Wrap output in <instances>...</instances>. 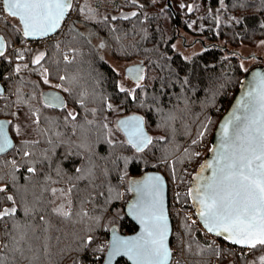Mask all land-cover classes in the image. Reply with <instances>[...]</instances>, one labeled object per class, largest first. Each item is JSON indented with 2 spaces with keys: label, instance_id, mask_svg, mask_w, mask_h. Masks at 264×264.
<instances>
[{
  "label": "trees",
  "instance_id": "obj_1",
  "mask_svg": "<svg viewBox=\"0 0 264 264\" xmlns=\"http://www.w3.org/2000/svg\"><path fill=\"white\" fill-rule=\"evenodd\" d=\"M72 2L74 10L61 28L50 37L36 40L39 44L49 40L46 48L41 47L45 56L39 65L32 64L36 47L13 48L15 41L26 39L14 30L17 23L0 12V34L5 40V54L0 57V82L4 86V93L0 95V119L10 122L9 131L15 145L0 154V176L4 177L0 186L7 184V191L0 193V209L13 206L4 197L27 189L24 200L17 198L15 219L39 223V211L31 219L25 216V203L32 206L33 192L40 196L46 187L67 189L70 179L78 186L79 195L91 197L83 205L89 216L83 219L77 216L73 222L62 224V232L57 233L62 236L61 242L56 246L53 239L51 254H41V264H100L113 226L123 233L136 229L125 213V205L131 198L128 181L132 178L157 170L166 177L168 196L171 184L177 179L186 193L191 187L192 178L205 157L196 155L194 148L204 145L206 151L210 149L216 125L230 107L249 69L242 68L238 56L214 46L184 58L173 48L180 31L202 39H221L233 47L255 45L264 39V0ZM81 25L105 39L114 57L141 62L144 79L139 87L135 86L134 91L119 90V73L101 57L91 39L80 30ZM21 55L23 59L19 58ZM65 56L71 63L65 61ZM18 66L20 72L15 71ZM45 69L50 80L70 89V92L58 89L65 98L66 108H47L42 103L41 92L52 88L43 82ZM62 75L68 79L59 80ZM81 92L87 93L83 105L75 102L81 99ZM108 103L117 105L116 122L128 113H138L143 118L153 138L149 149L136 153L122 132L119 138L109 139L108 128L103 127L110 111ZM16 105L27 114L35 111L40 118L39 128L32 126L30 138L14 131ZM73 110L78 113V123L87 128L86 135L75 129L73 122L65 120L67 112ZM88 120L93 124L87 125ZM24 140L39 143L26 147ZM24 151L33 155L24 157ZM12 160L16 161L15 167ZM184 161L187 168H182ZM27 167H36L37 173L29 174ZM76 167L83 168L85 174L91 169L93 176L76 180ZM182 198L192 203L186 194ZM42 199H52L50 191L43 192ZM35 207L42 209L44 205L36 203ZM88 235L94 237V242L85 248L81 241ZM100 245L105 246L104 252L98 250ZM170 246L171 264H259V257L264 253L261 248L250 251L232 244L223 236L213 240L184 218L178 226L172 219ZM175 254L181 255L177 261ZM122 259L115 264H120Z\"/></svg>",
  "mask_w": 264,
  "mask_h": 264
},
{
  "label": "snow or ice",
  "instance_id": "obj_2",
  "mask_svg": "<svg viewBox=\"0 0 264 264\" xmlns=\"http://www.w3.org/2000/svg\"><path fill=\"white\" fill-rule=\"evenodd\" d=\"M73 10L72 0H0V12L6 18L17 21L14 30L25 39L49 37L61 28ZM132 15L135 16L136 13ZM89 35L91 36V33ZM4 47V37L0 36V57L5 54ZM100 47L104 45L101 44ZM44 56L43 52L38 53L33 57L32 64L39 65ZM19 58L23 59V56ZM64 59L71 63L68 56ZM15 71L20 72L21 68L18 66ZM128 72L141 73L142 69H128ZM48 77L49 71L45 69L42 74L45 84L49 83ZM66 79V76H59L61 81ZM135 79L139 87L144 77L137 75ZM254 83L255 86L237 102L229 118L221 125L219 146L209 150L215 153L213 159L201 165L200 171L193 177L197 183L194 187H189L186 193L196 207V215L207 233L223 236L232 244L246 247L250 251L264 249V76L256 73ZM55 87L70 92L69 88H63L61 84ZM118 87L121 92L126 91L122 85ZM128 94L131 95V92ZM80 95L81 99L75 102L83 105V97L87 93L81 92ZM43 104L47 108L67 107L64 99L56 93H48ZM107 108L113 110V105L108 103ZM92 111L95 113V109ZM65 120L73 122L74 128L86 135L87 128L78 123V113L74 110L67 112ZM23 122L28 124L25 134L32 130V125L38 129L41 123L35 111L25 114ZM8 124L0 122V154L15 147L7 130ZM86 124L92 125L93 121L88 120ZM116 124L117 130L123 131L126 143L136 153H144L153 144V138L144 130L142 117L129 116L118 120ZM103 127L107 129L108 124L105 123ZM14 131L19 135L20 127L17 126ZM22 143L27 147L30 144H38L39 141L24 140ZM32 155L30 151L23 152L24 157ZM11 163L16 166L15 160ZM205 169L211 170L210 176L202 175ZM27 172L35 175L37 168L27 167ZM75 173L76 180L93 176L91 169L85 174L81 167H76ZM3 180L4 177L0 176V182ZM12 180H15L14 176ZM128 183V191L137 193V200L128 207L140 223L141 231L133 237H122L116 235L113 230L112 238L107 244V264H111L116 257H127L131 264H168L171 252L167 242L168 217L164 209L162 179L158 175H145L141 180H129ZM69 184L67 189L46 187L40 196L33 192V205L28 206L25 203L23 211L29 219L39 211V223L30 224L15 219L18 212L17 198L24 200L27 189H24L23 193L18 190L16 195L9 194L4 197L13 202V206L0 209V223L4 225L0 228V264H41V254H51L53 239L57 242L56 246L61 242L62 236L57 235L62 232L61 225L73 222V218L77 216L81 219L89 216L83 205L91 197L79 195L78 186L72 184L71 179ZM6 191L5 183L0 186V193ZM49 191L52 199L43 200V192ZM84 191L87 192V189ZM36 203L44 207L37 209ZM96 220L99 223V217ZM81 242L87 248L94 242V237L88 235L82 238ZM98 250L104 252L105 246L100 245ZM259 264H264V255L259 257Z\"/></svg>",
  "mask_w": 264,
  "mask_h": 264
},
{
  "label": "rangeland",
  "instance_id": "obj_3",
  "mask_svg": "<svg viewBox=\"0 0 264 264\" xmlns=\"http://www.w3.org/2000/svg\"><path fill=\"white\" fill-rule=\"evenodd\" d=\"M13 22L17 23L15 19L10 18ZM80 30L86 34L91 41L93 42L94 46L97 48L99 54L102 58H104L118 73H119V85L123 86L125 89L129 91H133L136 85V81L133 78L127 75V70L130 66H134L136 64H141L139 60H121L113 56L109 43L103 39L100 35L93 31L90 27L81 25L79 26ZM91 33V36L89 35ZM181 35L176 38L173 43V48L175 51L179 52L184 58L189 59L195 53L203 50L206 47L214 46L221 48L226 54L236 55L240 58V64L244 70H248L254 67L262 66L264 70V39L258 41L255 45H245L242 44L238 47H233L230 45L225 44L221 39L217 40H209V39H202L200 36H195L190 32L181 30ZM48 39L42 41L41 44L36 40L26 41L23 40L21 42L15 41L13 43V48H34L36 47L35 55L40 52H43L41 48L44 46L46 48L48 46ZM103 44L104 47H100ZM44 53V52H43ZM49 79V78H48ZM50 87L56 88L55 85L59 84L58 82L52 81L49 79ZM59 89V88H56ZM113 105V110H110L106 116V123L108 124V137L109 139L113 140L115 138H119L121 136V131L117 130L116 121H115V112L118 110L117 105ZM15 113H17L15 122H14V129L19 126L20 127V134L21 137L30 138L32 137V130L28 131L25 134L26 129L28 128V124L23 122L24 115L27 112L20 106H15ZM33 126V125H32ZM31 126V128H32ZM206 150L204 149V145H198L194 148V153L199 156H204L206 154ZM187 168V162L184 161L182 163V168ZM190 250H194V248L189 245L188 247ZM179 255V254H178ZM261 255H264L262 253ZM260 255V256H261ZM181 256V255H179ZM179 258V257H178ZM179 260L176 258V261Z\"/></svg>",
  "mask_w": 264,
  "mask_h": 264
},
{
  "label": "water",
  "instance_id": "obj_4",
  "mask_svg": "<svg viewBox=\"0 0 264 264\" xmlns=\"http://www.w3.org/2000/svg\"><path fill=\"white\" fill-rule=\"evenodd\" d=\"M56 33V32H55ZM54 33H52L51 35H53ZM50 35V36H51ZM0 36H2L0 34ZM49 36V37H50ZM46 38V37H44ZM43 39V38H41ZM30 40H38V39H30ZM5 49V47H4ZM136 68H140L142 69V65L141 64H136L134 66H130L129 69H136ZM127 75L131 78H133L134 81H136L135 77L137 75H142V72L141 73H136V72H131L129 73L128 70H127ZM256 73H259L261 74L262 76H264V70L262 69V66H259V67H252L250 68L243 76V78L241 79L240 81V85H239V88L237 90V93L230 105V107L225 111V113L222 115V117L219 119L217 125H216V128H215V132H214V135L212 136V140H211V147L210 149H215V148H218L219 146V140H220V128H221V125L226 121V119L229 118L230 114L233 112V110L235 109L236 107V104L237 102L244 96V94L246 92H249L254 86H255V83H254V80H255V74ZM4 93V86L3 84L0 82V95ZM48 93H56L58 95H60L64 101H65V98L62 94L61 91H59L58 89H55V88H48V89H45L41 92V101L43 103V101L47 98V94ZM129 116H139L141 117L138 113H128V114H125V115H122L118 118V120L120 119H124L126 117H129ZM0 122H5L6 124H8V121L4 120V119H0ZM143 124H144V121H143ZM7 130L9 132V136L10 138L12 139L13 143H14V140L12 138V135L10 134V131H9V125L7 126ZM144 130L145 132L149 135V133L147 132V129L145 127V124H144ZM123 136L126 138L125 134L123 133V131H121ZM150 136V135H149ZM209 149V150H210ZM207 151V153L205 154V157L202 161V163L200 164V166L197 168L196 172L200 169L201 165L202 164H205L207 161H210L213 159L215 153L212 152V151ZM195 172V174H196ZM145 175H158L161 177L162 179V191H163V202H164V209H165V212H166V215L168 217V247H169V250L171 252V255L169 257V261H168V264H170L171 262V258H172V249H171V246H170V237H171V232H172V220L170 218V215H169V211H168V186H167V180H166V177L161 174L160 172H158L157 170H148L146 171L145 173H143L141 176L139 177H136V178H132L131 180H141ZM203 175L205 177H208L211 175V170L210 169H205L204 172H203ZM130 186V185H129ZM191 187H193V178H192V182H191ZM131 192V198L130 200L126 203L125 205V213L126 215L135 223L136 225V229L132 232H129V233H123L121 232L117 226H113L110 231H109V238H108V242L111 240L112 238V235H113V230H115V234L118 235V236H122V237H133V236H136L140 233L141 231V225L140 223L137 221V219L135 218L134 215H132L130 213V210H129V204L136 201L137 200V193L136 192H133V191H130ZM192 201V200H191ZM193 203V202H192ZM194 206V204H193ZM195 208V211H196V207L194 206ZM201 223V222H200ZM202 227H203V224L201 223ZM204 228V227H203ZM215 235V234H213ZM216 236V235H215ZM107 242V244H108ZM119 258H124L125 260H127V262L129 264H131V261L128 260L127 257H116L112 262L111 264H115L116 261L119 259ZM100 264H107V248H106V251H105V254H104V258L102 260V262Z\"/></svg>",
  "mask_w": 264,
  "mask_h": 264
},
{
  "label": "built area",
  "instance_id": "obj_5",
  "mask_svg": "<svg viewBox=\"0 0 264 264\" xmlns=\"http://www.w3.org/2000/svg\"><path fill=\"white\" fill-rule=\"evenodd\" d=\"M26 41H30V40H26ZM185 194L186 192L184 186L178 179L171 184L170 196H168V211L171 220L174 219L178 226L179 221L182 218H184L189 224L194 226H199L206 236L212 238L213 240H216L215 235L211 233H207V231L202 227L199 218L196 215V211L192 206V203L189 200L182 198V196H184ZM3 226L4 225H1L0 223V228H2ZM173 251L176 252V249H174ZM172 257H173V253H172ZM178 257L179 255L175 254V259ZM210 262H213V259ZM120 264H127V260L123 258ZM172 264H176V263H172Z\"/></svg>",
  "mask_w": 264,
  "mask_h": 264
},
{
  "label": "flooded vegetation",
  "instance_id": "obj_6",
  "mask_svg": "<svg viewBox=\"0 0 264 264\" xmlns=\"http://www.w3.org/2000/svg\"><path fill=\"white\" fill-rule=\"evenodd\" d=\"M199 171H200V169H199L197 172H199ZM197 172H196V173H197ZM195 175H196V174H195ZM195 175H194V176H195ZM202 175H203V173H202ZM203 176H204V175H203ZM196 183H197V181L193 180V187L195 186ZM192 204H193V203H192Z\"/></svg>",
  "mask_w": 264,
  "mask_h": 264
},
{
  "label": "bare ground",
  "instance_id": "obj_7",
  "mask_svg": "<svg viewBox=\"0 0 264 264\" xmlns=\"http://www.w3.org/2000/svg\"><path fill=\"white\" fill-rule=\"evenodd\" d=\"M26 40H30V39H26ZM31 41V40H30Z\"/></svg>",
  "mask_w": 264,
  "mask_h": 264
}]
</instances>
